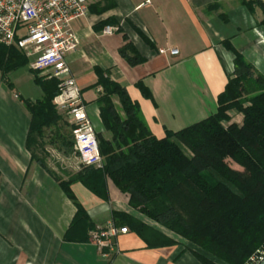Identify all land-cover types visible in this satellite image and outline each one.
I'll return each mask as SVG.
<instances>
[{
  "label": "crops",
  "instance_id": "0c3cea01",
  "mask_svg": "<svg viewBox=\"0 0 264 264\" xmlns=\"http://www.w3.org/2000/svg\"><path fill=\"white\" fill-rule=\"evenodd\" d=\"M262 20L261 0H91L87 15L70 23L77 43L66 62L95 131L109 138L99 117L103 89L97 71L126 90L156 138L214 114L217 97L234 71V56L224 43L264 76ZM106 27L115 30L106 34ZM126 44L143 62L130 65L120 55ZM171 49L177 53L171 55ZM36 73L46 79L30 68L29 61L6 74L0 71V264H201L191 252L193 246L130 207L128 195L110 179L107 199L78 181L70 184L86 214L76 218V207L57 179L67 181L81 170L61 146L44 147L46 139L40 148L26 146L30 114L25 102L43 96L34 81ZM138 83L150 97L142 94ZM111 100L123 117L117 97ZM229 115L231 122H242L241 113ZM47 148L62 152L55 154L60 169L50 165ZM114 213L141 221L176 244L147 247L129 228L128 219ZM109 222L128 232L118 235L111 249L100 251L89 240L88 227Z\"/></svg>",
  "mask_w": 264,
  "mask_h": 264
},
{
  "label": "trees",
  "instance_id": "16d2710c",
  "mask_svg": "<svg viewBox=\"0 0 264 264\" xmlns=\"http://www.w3.org/2000/svg\"><path fill=\"white\" fill-rule=\"evenodd\" d=\"M224 45L234 56V71L217 97L216 112L178 131L166 130L162 138L148 131L138 104L126 90L97 71V83L103 89L98 99L99 117L109 134L106 138L96 132L103 166L82 167L67 181L56 178L75 205L76 218L83 219L86 214L70 184L78 181L107 199L106 180L110 179L128 195L130 207L193 246L191 252L201 264H247L264 249V76L227 42ZM119 53L130 65L143 62L130 44L122 46ZM26 63L27 58L15 47H0L2 74ZM34 81L43 96L37 102H25L30 114L26 146L40 148L49 139L68 153L72 127L53 104L59 82L37 73ZM137 86L150 97L141 83ZM112 96L117 97L123 117ZM231 111L242 114L240 124L231 122ZM231 163L244 174L231 169ZM113 215L128 219L129 228L147 247L176 244L141 221ZM93 228L90 225L88 232Z\"/></svg>",
  "mask_w": 264,
  "mask_h": 264
},
{
  "label": "built area",
  "instance_id": "2783aa9c",
  "mask_svg": "<svg viewBox=\"0 0 264 264\" xmlns=\"http://www.w3.org/2000/svg\"><path fill=\"white\" fill-rule=\"evenodd\" d=\"M90 1L0 0V47H15L28 59L32 70L41 72L46 79L54 78L59 82V93L53 104L68 117L79 165L101 168L103 163L96 131L86 115L79 87L66 62V55L74 50L77 43L70 23L87 15ZM112 30L115 28L106 27L104 33L109 34ZM169 53L175 55L177 50L171 49ZM127 232V227L109 222L93 228L88 236L103 251L111 249L113 240ZM262 260L264 249L252 256L247 264H258Z\"/></svg>",
  "mask_w": 264,
  "mask_h": 264
},
{
  "label": "rangeland",
  "instance_id": "374dc122",
  "mask_svg": "<svg viewBox=\"0 0 264 264\" xmlns=\"http://www.w3.org/2000/svg\"><path fill=\"white\" fill-rule=\"evenodd\" d=\"M55 110L57 111V113L58 114H61V112H59L56 108H55ZM62 115V114H61ZM63 116V115H62ZM65 117V116H64ZM65 121V120H64ZM69 126H70V124H68ZM61 127V126H60ZM63 127V126H62ZM66 129H68V128H66ZM49 133H51V134H53L52 133V131L51 132H49ZM68 134L69 135H71V136H69V138H68V145H70V150H69V152L67 153L66 152V156L68 157V159L70 160V161H74V163H75V165H76V167H77V169L78 170H81L82 169V167L79 165V162H78V158H77V154H76V152H75V150H74V141H73V136H72V133L70 132V131H68ZM49 142H50V140L49 139H46V141H45V145H44V147H48V145H49ZM57 146H59V145H57ZM56 146V147H57ZM58 149H59V147H58ZM47 150H50V148H47ZM63 151L65 152V150L63 149ZM186 151V150H185ZM48 153H49V155H51V157H50V160H49V163H50V165L51 166H53V167H58L59 169H60V162H58V158H56V156H55V154L57 155V153H61L62 154V152H60V151H57V150H50V151H48ZM62 163V162H61ZM234 165L235 164H233V163H231V166H230V168L231 169H233L234 171H240L241 172V170H236L235 168H234ZM236 166V165H235ZM61 167H62V165H61ZM57 168V169H58ZM66 171H70V169L69 168H66L65 169ZM241 173H243V172H241ZM244 174V173H243ZM151 221V220H150ZM160 226V225H159ZM156 227H158V226H156ZM162 228V227H161ZM164 229V228H163ZM164 231H167V230H165L164 229ZM169 232V231H168ZM175 235V234H174ZM176 237H178L179 239H181L179 236H177V235H175Z\"/></svg>",
  "mask_w": 264,
  "mask_h": 264
},
{
  "label": "water",
  "instance_id": "95a60500",
  "mask_svg": "<svg viewBox=\"0 0 264 264\" xmlns=\"http://www.w3.org/2000/svg\"><path fill=\"white\" fill-rule=\"evenodd\" d=\"M258 264H264V260H262L260 263H258Z\"/></svg>",
  "mask_w": 264,
  "mask_h": 264
}]
</instances>
